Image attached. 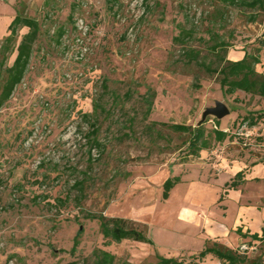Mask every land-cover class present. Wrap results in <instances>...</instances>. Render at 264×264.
Returning a JSON list of instances; mask_svg holds the SVG:
<instances>
[{
	"label": "rangeland",
	"instance_id": "374dc122",
	"mask_svg": "<svg viewBox=\"0 0 264 264\" xmlns=\"http://www.w3.org/2000/svg\"><path fill=\"white\" fill-rule=\"evenodd\" d=\"M240 1L0 0V40L17 8L40 23L27 71L0 108V264H93L95 248L114 254L116 264H152L156 255L180 251L182 226H201L207 212L197 218L182 210L185 184L163 200L161 184L177 174L175 165L185 173L204 165L186 156L185 135L152 123L196 126L203 110L219 101L229 113L218 128L233 133L242 149L258 142L259 125H247L249 142L235 132L240 117L264 106V99L223 94L216 74L182 57L187 46L212 63L211 32L228 45L231 60L264 44V10ZM59 26L65 33L58 43ZM180 28L192 31L187 44L173 42ZM147 87L155 96L145 116ZM85 113L92 115L85 119ZM214 118L204 119L210 133ZM92 121L99 145L86 137ZM224 141L211 138L204 162L216 158L213 151ZM78 180L82 196L73 186ZM100 212L144 225L152 243L107 244L97 221L85 216ZM222 213L217 206L209 216ZM227 214L225 221L231 210ZM78 229L79 244L70 254ZM238 247L250 257L261 252L260 244ZM187 254L176 257L193 255ZM212 263L207 257L199 264Z\"/></svg>",
	"mask_w": 264,
	"mask_h": 264
},
{
	"label": "trees",
	"instance_id": "16d2710c",
	"mask_svg": "<svg viewBox=\"0 0 264 264\" xmlns=\"http://www.w3.org/2000/svg\"><path fill=\"white\" fill-rule=\"evenodd\" d=\"M233 3L235 0H225ZM241 4L253 9L264 10V0H241ZM69 20L72 15H69ZM253 20V19H252ZM26 28V31L19 35V30ZM8 33L0 40V108L10 99L15 87L23 79L32 55L33 45L40 33L39 21L24 12V8L15 9V14L7 26ZM65 33L63 26L57 27L55 31V41L60 42L61 37ZM209 39L212 43L209 46L214 59L212 63H206L199 60V50L192 47H184L182 57L188 63H195L209 74H216L217 82L223 94L233 95L237 91L246 94L254 95L259 98H264V72L256 70V65L260 62L259 55L261 47L259 45L254 51H244L243 57L238 60H231L226 57L227 44L220 39L217 33H210ZM19 37V40L17 41ZM192 38V31L190 29L180 28L178 33L173 37V42L187 44ZM216 38V39H215ZM14 53V58L11 64H7V60ZM214 65V66H212ZM155 92L152 88L147 87L143 95L145 103V116L151 110L152 99ZM97 106V104H96ZM95 110V109H94ZM93 113V112H92ZM92 113H85V119L90 118ZM208 119L199 122L196 126L185 125L181 123H165L153 122L152 125H161L171 129L174 132L185 135L187 152L186 156L198 157L199 152L208 149L211 146V138L215 142H222L228 133L220 128L219 119L214 118L215 128L211 131H206L204 122ZM240 124L246 123L248 126H255L259 121L264 120V109H257L255 111H246L240 117ZM91 128L87 132L86 137L90 144L99 145L96 139L98 132L95 121L90 124ZM243 171L237 172L228 182L225 183L224 188H235L243 182ZM181 182L179 175L168 176L161 184V198L167 199L170 190ZM1 184V180H0ZM82 196L83 181L78 180L73 184ZM221 195L220 199H222ZM37 196L34 197V200ZM59 201H62L58 199ZM86 218L96 220L98 223L99 232L107 244L111 242H120L124 239L138 241L142 243L151 244L152 241L147 236V229L144 225H140L132 219L105 216L103 213H87ZM240 236L246 237L237 229ZM81 230L78 229L73 237L72 245L69 249L70 254H74L79 244V237ZM251 240H259L261 252L257 256L250 257L246 251H241L239 247L231 248L219 241L206 239L201 250L196 254L191 255L188 260L179 259L177 257H164L156 255V261L152 264H199L207 256L217 259L220 264H264V229L260 236L257 233L249 235ZM93 257V264H116V257L109 251L95 248L91 252ZM75 264V263H70Z\"/></svg>",
	"mask_w": 264,
	"mask_h": 264
},
{
	"label": "crops",
	"instance_id": "0c3cea01",
	"mask_svg": "<svg viewBox=\"0 0 264 264\" xmlns=\"http://www.w3.org/2000/svg\"><path fill=\"white\" fill-rule=\"evenodd\" d=\"M243 54L244 51H241L240 55L233 60L242 58ZM259 59L256 70L264 72V51L260 52ZM255 109H264V106L260 105ZM256 125L264 128V120ZM257 134L261 136L257 137L258 142L242 149L236 145L237 137L229 133L224 139V147L213 151L216 158L209 162H204L208 149L201 150L198 160L203 162L202 170L196 169L193 173L192 171L185 173L181 165L174 166L177 174L169 176L179 175L181 182L177 184H185L182 210L195 214L197 218L206 211L207 216L203 219L201 226L196 222V224L182 226L180 231L186 243L178 247L179 252H172L169 257H176L178 254L186 256L187 253L196 254L202 249L206 239L219 241L231 248L246 243L260 244L259 240H251L249 237L253 233L260 236L264 229V131ZM239 171L244 173L243 182L235 188L225 189V183ZM174 187L165 200L169 199ZM221 195H223L222 199H220ZM217 206L222 208L223 217L220 215L219 218L216 214L210 217L212 208L215 209ZM229 210L232 215L228 221H225ZM144 222L147 224L146 221ZM237 229L247 236H240L236 232ZM207 257L213 259L212 264L216 262L220 264L217 259Z\"/></svg>",
	"mask_w": 264,
	"mask_h": 264
},
{
	"label": "water",
	"instance_id": "95a60500",
	"mask_svg": "<svg viewBox=\"0 0 264 264\" xmlns=\"http://www.w3.org/2000/svg\"><path fill=\"white\" fill-rule=\"evenodd\" d=\"M229 113L228 108L219 101H216L213 106L206 107L202 114L199 122L203 121L207 115H212L216 119H220Z\"/></svg>",
	"mask_w": 264,
	"mask_h": 264
},
{
	"label": "built area",
	"instance_id": "2783aa9c",
	"mask_svg": "<svg viewBox=\"0 0 264 264\" xmlns=\"http://www.w3.org/2000/svg\"><path fill=\"white\" fill-rule=\"evenodd\" d=\"M235 134L237 136H240V138H244V142L250 140V136H251V130L249 128H247V124L246 123H242L240 124V126L238 127L237 131L235 132ZM244 251V250H241Z\"/></svg>",
	"mask_w": 264,
	"mask_h": 264
}]
</instances>
